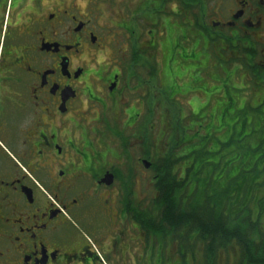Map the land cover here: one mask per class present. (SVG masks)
Listing matches in <instances>:
<instances>
[{
	"label": "flooded vegetation",
	"instance_id": "af4514ba",
	"mask_svg": "<svg viewBox=\"0 0 264 264\" xmlns=\"http://www.w3.org/2000/svg\"><path fill=\"white\" fill-rule=\"evenodd\" d=\"M181 26L264 100V0H0V264H183L121 186L155 177L137 40Z\"/></svg>",
	"mask_w": 264,
	"mask_h": 264
},
{
	"label": "trees",
	"instance_id": "16d2710c",
	"mask_svg": "<svg viewBox=\"0 0 264 264\" xmlns=\"http://www.w3.org/2000/svg\"><path fill=\"white\" fill-rule=\"evenodd\" d=\"M263 108L261 101L250 119L246 109L239 113L245 135L218 116L201 117L204 110L187 117L203 122L199 149L198 125L184 128L173 111L164 138L146 148L153 149L155 174L151 231L160 245H176L183 264H264Z\"/></svg>",
	"mask_w": 264,
	"mask_h": 264
},
{
	"label": "rangeland",
	"instance_id": "374dc122",
	"mask_svg": "<svg viewBox=\"0 0 264 264\" xmlns=\"http://www.w3.org/2000/svg\"><path fill=\"white\" fill-rule=\"evenodd\" d=\"M210 8H213V4L210 5ZM174 28L175 33L172 37H166L165 33L157 34L155 36L157 44L151 49L147 48L151 41V37L147 33L149 30H145L137 40V46H135L138 50L136 56H142L143 59L135 68L136 75L142 78L143 84L146 85L151 79L152 70L155 73V77L150 80L151 86L147 84L150 86L148 104L154 112L155 131L152 133V139L155 137V142H157L164 138L165 130L168 129L169 114L173 111L179 116L178 120L184 128L190 129V127L198 125L199 132L195 135V148L197 149L200 148L201 142L206 136L202 130L203 122L199 120L198 122L194 118L187 120V117L199 116L202 110L204 113L201 114V117L204 115L218 116L220 124L230 123L231 126L236 124V131L245 135V131L248 130H244L243 119L239 118V113L246 109L245 116L250 119L255 115L254 108L258 107L259 102L262 101L257 102L256 99L259 97L251 100L254 84L247 81L241 72H237L238 68H226L225 63L213 55V37L204 34L202 31H190L191 38H189L190 36L183 26L181 29L178 28L180 30L177 27ZM194 35L196 38L193 37ZM132 54L131 52L129 60L133 59ZM150 64L152 69L149 68ZM135 85L136 83H133V87ZM247 98H250L248 105L244 103V99L246 101ZM222 116L225 119H222ZM251 131L252 128L249 127V132ZM164 143V141L161 142L159 148H163ZM209 143L213 145V137L210 138ZM140 154V150L136 148L129 154V158L135 161ZM186 164H183L182 168H185ZM153 183V180L145 178L124 179L121 181V186L129 189V191H134L137 200L142 202L148 198L150 201L154 198ZM153 245L154 250L160 251L158 241H155ZM165 246L164 250L171 251V253L175 252L176 245H173L170 250L167 245ZM161 250L163 251L162 247ZM178 258L159 256V262L163 264V261L168 259V264H180L176 262ZM198 261L197 264H199Z\"/></svg>",
	"mask_w": 264,
	"mask_h": 264
},
{
	"label": "water",
	"instance_id": "95a60500",
	"mask_svg": "<svg viewBox=\"0 0 264 264\" xmlns=\"http://www.w3.org/2000/svg\"><path fill=\"white\" fill-rule=\"evenodd\" d=\"M103 182H105L107 185H111L113 182V178L111 176H107Z\"/></svg>",
	"mask_w": 264,
	"mask_h": 264
}]
</instances>
